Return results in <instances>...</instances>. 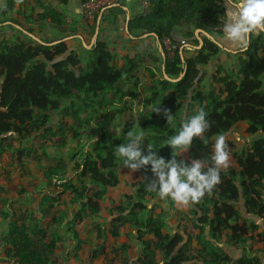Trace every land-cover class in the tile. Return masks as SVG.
I'll return each mask as SVG.
<instances>
[{
    "label": "trees",
    "instance_id": "trees-1",
    "mask_svg": "<svg viewBox=\"0 0 264 264\" xmlns=\"http://www.w3.org/2000/svg\"><path fill=\"white\" fill-rule=\"evenodd\" d=\"M26 1L3 0L0 8V156L16 141L19 147L12 158L20 162L29 154L23 144L35 137L50 141L56 133L49 124L51 114L58 112L70 118L67 133L77 139L94 119L96 137L89 150L72 155L71 170L61 159L47 166L42 176L47 192L34 209L3 214L0 264H65L70 260L67 251L59 252L65 236L74 242L71 257L77 259L88 242L79 238L77 228L94 214L103 219L91 225L95 243L88 258L105 257L110 250V259L101 264H264V33L250 37L246 52H234L235 69L222 74L218 66L212 84L200 87L203 69L223 48V0H149L148 13L127 25L129 34L153 35L163 54L153 58L158 66L148 69L149 82L142 91L141 79L134 75L139 68L135 59L124 55L115 62L103 40L77 50L63 39H36V30H60L66 21L52 5L31 0L34 7H25ZM55 1L64 5L67 0ZM6 22L15 33L11 39L2 32ZM177 28L186 30L179 35ZM196 30L202 32L198 49ZM165 38L178 45L170 56L162 44ZM181 41L195 46L191 54L180 53ZM140 92L146 95L136 118L123 122L118 136L108 134L104 126L113 112L119 114L127 100L131 106ZM198 108L204 109L209 128L176 159L199 157L207 165L215 138L222 136L227 167L220 169L219 184L186 206V212L162 199L169 214L146 188L152 178L148 167L130 171L118 163L114 147L124 133L141 131L142 152L150 143L167 160L172 150L163 141L177 129L181 110L188 112L186 117ZM165 110L171 120H166ZM242 123L249 142L238 148L224 137ZM52 145L63 148L65 143ZM62 206V213L50 215L52 208ZM68 206L76 208L70 216ZM123 230L127 241L118 242ZM224 244L238 252L236 259L222 250Z\"/></svg>",
    "mask_w": 264,
    "mask_h": 264
},
{
    "label": "rangeland",
    "instance_id": "rangeland-1",
    "mask_svg": "<svg viewBox=\"0 0 264 264\" xmlns=\"http://www.w3.org/2000/svg\"><path fill=\"white\" fill-rule=\"evenodd\" d=\"M28 13L27 11H25ZM3 31L5 38L11 39L15 34L13 30L9 28V26L4 25ZM195 48V46H194ZM192 48L189 52L194 50ZM155 66H158L156 64ZM218 66H221L223 71L222 74L225 73L228 69H235V62L232 56L225 51H221L216 61H214L208 68H204V75L202 77V81L200 83V87H209L212 84V75ZM146 77V76H145ZM148 83V82H147ZM145 81L141 83L140 89L143 91L146 84ZM144 92H140L137 95L135 102L130 106V102L126 101V107L116 114L113 112L112 119L109 120L107 126H104V129L110 135L118 136L122 130L123 122L130 119L136 118V112H138L140 107V100L144 97ZM129 105V106H128ZM130 107L131 111H128L127 108ZM149 109H153V106H150ZM188 112L185 110H181L179 118L182 119L184 115ZM61 113L51 114L50 126L56 131L55 137H53L50 141H44L40 137H35L29 143L23 144V148L27 150L29 154L23 155L20 157V162H15L12 158V155L16 153V148L19 147V144L16 141H13L11 144V148L7 149L0 156V233L5 232V223L3 222V214H10L12 211L17 212L19 210H24L30 212L34 209L37 201L41 199L43 194L46 191L44 189L43 182V171L47 168V166H53L58 163L61 159L63 163L67 165V167L71 170L73 166L72 155L75 153L82 152L83 150H89L90 147L94 145L95 136V127L94 119L87 127L86 131L82 133L81 138H74L70 133H67V127L71 123L70 118L67 116L61 117ZM246 125L244 123L238 125L233 128L231 132L225 136V139H229L234 142L238 148L247 147V143L249 142L248 137L245 135ZM58 129H62L59 131ZM64 142L65 146L63 148H59L56 145H51L52 143ZM71 173V171H70ZM127 177V175H126ZM159 202L157 205L164 207L167 210V205L165 202H160L162 199L158 198ZM62 202V200H60ZM176 209L182 212L187 211V207L179 206L174 204ZM66 207L62 206L60 208H52L50 210V215L54 216L62 213ZM76 208L74 206H68L67 215L70 216L72 211H75ZM169 214L170 211L167 210ZM103 219L102 215L94 214L91 215L90 218L84 219L83 223L78 226V236L81 239H87V243L81 248L78 252V258H72L73 254V246L74 242L67 236L62 239V251H59L63 255L64 252L67 251L68 257L70 260L66 261L65 264H101L103 261L110 259L111 254L110 250H107V253L104 256L99 257L95 260H90L88 258L89 251L93 248L95 243L94 241V231L91 228L93 221H101ZM170 220H175L172 216L169 218ZM191 219V217H190ZM64 230V228H62ZM260 229L258 230V232ZM125 230L122 231L121 236L119 237L118 242H126L127 238L124 236ZM196 232L193 233V235ZM194 240H192V243ZM67 246V247H66ZM72 246V247H71ZM222 250L229 255L231 258L236 259L238 256V252L233 249H228L227 245H221ZM197 247V246H196ZM199 247V246H198ZM197 247V248H198ZM3 256L1 253L0 256Z\"/></svg>",
    "mask_w": 264,
    "mask_h": 264
},
{
    "label": "clouds",
    "instance_id": "clouds-1",
    "mask_svg": "<svg viewBox=\"0 0 264 264\" xmlns=\"http://www.w3.org/2000/svg\"><path fill=\"white\" fill-rule=\"evenodd\" d=\"M223 4L222 38L246 52L250 37L264 33V0H223ZM165 116L166 120L172 119L167 110ZM208 128L205 111L198 108L194 114L180 119L175 132L163 141L172 150L167 160L158 156L150 143L142 152L141 131L124 133L123 141L114 147V155L130 171L147 166L152 177L145 182L147 190L154 191L160 199L186 207L210 193L220 182V169L227 167L229 153L222 136L215 138L209 164L199 157L190 156L187 161L176 159L189 150L194 138L203 139Z\"/></svg>",
    "mask_w": 264,
    "mask_h": 264
},
{
    "label": "crops",
    "instance_id": "crops-1",
    "mask_svg": "<svg viewBox=\"0 0 264 264\" xmlns=\"http://www.w3.org/2000/svg\"><path fill=\"white\" fill-rule=\"evenodd\" d=\"M2 1L0 0V8L2 7ZM41 1L44 6L52 5L57 9L64 17L66 24L60 30L50 28L43 29L45 30L43 32L36 30V39H40L39 37L42 36L55 41L63 39V41L69 43V46L78 50L81 46L90 48L98 38L108 43L109 49L115 56V62L124 55L135 59L139 68L134 75L140 77L141 83L144 81L145 83L149 82V79L145 78V76H148V69L156 65L153 58L157 57L158 54L163 57L160 46L155 41L153 35L139 34L135 31L129 34L127 31L128 21L141 14L142 2L149 0H118L115 6H111L108 10L100 11L95 22L93 19L88 24L81 22L82 0H67L64 5L57 4L55 0ZM24 5L25 7H34V3L31 0H27ZM11 16L15 18V11L11 12ZM3 25H9V23L6 22ZM185 30L177 28L176 32L181 35ZM193 34L198 40L199 33L193 31ZM200 36L202 38V35ZM93 38H95L94 41ZM219 39L220 45L221 43L223 45L221 51L229 53L233 58L234 52L239 48L224 40L222 34ZM179 45L182 48L181 52L184 56L194 48L190 44H184L183 41L179 42ZM1 259L2 255L0 256Z\"/></svg>",
    "mask_w": 264,
    "mask_h": 264
},
{
    "label": "built area",
    "instance_id": "built-area-1",
    "mask_svg": "<svg viewBox=\"0 0 264 264\" xmlns=\"http://www.w3.org/2000/svg\"><path fill=\"white\" fill-rule=\"evenodd\" d=\"M117 2L118 0H85L82 3V22L84 24L90 23L93 20L95 13L105 7L116 5ZM149 8V1H143L141 5V14L148 13ZM162 44L169 56L172 54L173 50L178 47V45L172 43L166 38L162 40Z\"/></svg>",
    "mask_w": 264,
    "mask_h": 264
},
{
    "label": "water",
    "instance_id": "water-1",
    "mask_svg": "<svg viewBox=\"0 0 264 264\" xmlns=\"http://www.w3.org/2000/svg\"><path fill=\"white\" fill-rule=\"evenodd\" d=\"M195 32H197V33H201L202 34V32L201 31H195ZM95 40V38H93V41ZM198 40H199V45L196 47L197 49L201 46V44H202V41L200 40V37H198ZM160 46V45H159ZM161 47V46H160ZM181 50H182V48H180V53H181ZM182 59V58H181ZM180 77H181V75L177 78V79H170V81H172V82H175V81H178L179 79H180Z\"/></svg>",
    "mask_w": 264,
    "mask_h": 264
}]
</instances>
